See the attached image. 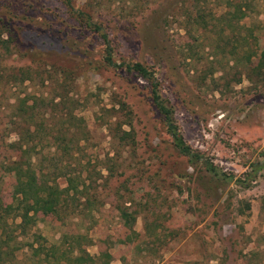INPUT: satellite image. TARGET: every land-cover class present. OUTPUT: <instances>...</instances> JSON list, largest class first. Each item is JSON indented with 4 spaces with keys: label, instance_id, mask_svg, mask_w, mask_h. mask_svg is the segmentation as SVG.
<instances>
[{
    "label": "rangeland",
    "instance_id": "obj_1",
    "mask_svg": "<svg viewBox=\"0 0 264 264\" xmlns=\"http://www.w3.org/2000/svg\"><path fill=\"white\" fill-rule=\"evenodd\" d=\"M70 2L0 0V206L19 195L9 165L20 136L5 127L24 97L44 145L33 163L86 185L26 231L10 216L0 264H264V0ZM87 20L117 63L155 73L186 142L233 181L207 189L211 174L178 152L151 83L107 65ZM60 134L81 141L78 164Z\"/></svg>",
    "mask_w": 264,
    "mask_h": 264
},
{
    "label": "trees",
    "instance_id": "obj_2",
    "mask_svg": "<svg viewBox=\"0 0 264 264\" xmlns=\"http://www.w3.org/2000/svg\"><path fill=\"white\" fill-rule=\"evenodd\" d=\"M67 2L69 5H71L70 0H67ZM86 24L87 26L92 27L95 31L100 32L102 35L103 40L106 43V53L104 60L107 65L111 67L125 66L129 72H135L140 77L148 80L151 83V97L156 108L163 117L166 130L170 134L178 152L188 157L193 163L200 162L207 173L209 172L211 174L212 177L209 178L207 189L212 188L211 182L213 181V178L216 180L218 179L225 184L233 181V175H230L224 171H220L210 160L205 159L201 153L194 151L186 142L175 119V113L172 105L162 96L159 91V83L155 79V73L141 62L117 63L113 57L114 55L113 49L110 45V39L107 33L103 32L102 26L89 20L86 21ZM2 41L5 42L6 40ZM261 69L262 67L254 66L251 68V74L250 71L247 72V76L250 79H252L254 74L259 76ZM21 78L22 82H25L26 80L30 79V74L26 71H23ZM24 98L25 99L22 100V103L25 105L18 109L20 112L18 115H14L17 121L7 123L5 127L8 128L10 132H15L20 136L19 139L12 143V147H15V150L20 153L15 157V159L12 160L9 165L10 170L14 171L15 177L17 178V192L19 195L14 200V209L9 207L7 208L5 204L0 206V261L3 260L2 254L6 255L10 253V251H2L3 249H10V247H5L2 245V235L4 232L9 233V229H6V227L9 228L8 218L10 216H13V219H17L19 217L21 222L18 224V227L23 231H26L28 228L36 224L37 215L40 211L45 209L48 211H57L62 202L66 200V196L67 194L69 195L71 190L77 193L80 191V185H85V182L81 181L80 176L71 175V173L68 174V171L65 170H60L62 172H57L54 178L49 180V171L42 168L38 169V165L33 163V156L38 154L37 152L42 151V149H38L39 146L44 145L41 142L36 141L35 134H38L39 129L38 127L34 129L33 123L31 122L32 118H34L35 108L38 106L37 102L35 101L32 105H29L27 102H25L27 101L26 97ZM52 101L55 103L54 106H61L63 103V99L60 95H58V97H53ZM50 113H52V109H50V111H46L44 116L49 115ZM64 135L60 134L56 136V139L58 140V144H56V146L59 151L66 153L70 159L75 161L77 160L75 154L77 153V150L80 149L81 141L72 143L69 141L66 142ZM76 162L78 164L79 160ZM36 168L38 171H36ZM36 174L38 176H36ZM61 176H67L69 181L68 187L63 189L57 180ZM237 182L242 181L238 180ZM122 216L126 217L127 212L122 210ZM85 254L87 256L85 258H88L87 260H91L89 254L86 252Z\"/></svg>",
    "mask_w": 264,
    "mask_h": 264
}]
</instances>
